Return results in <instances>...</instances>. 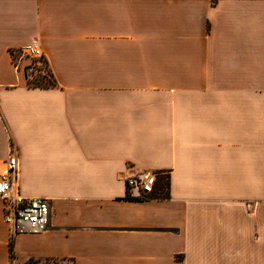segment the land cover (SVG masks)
Instances as JSON below:
<instances>
[{
    "label": "crops",
    "instance_id": "0c3cea01",
    "mask_svg": "<svg viewBox=\"0 0 264 264\" xmlns=\"http://www.w3.org/2000/svg\"><path fill=\"white\" fill-rule=\"evenodd\" d=\"M12 147L52 214L11 258L0 201V264H264V0H0V174Z\"/></svg>",
    "mask_w": 264,
    "mask_h": 264
},
{
    "label": "built area",
    "instance_id": "2783aa9c",
    "mask_svg": "<svg viewBox=\"0 0 264 264\" xmlns=\"http://www.w3.org/2000/svg\"><path fill=\"white\" fill-rule=\"evenodd\" d=\"M21 55L30 60L44 59L42 49L29 45L20 50ZM28 70L32 72L33 67ZM18 152L12 147L6 161V168L0 174V201L3 204V220L8 225L11 239L18 235H38L48 230L52 214L49 200L42 197H24L18 189ZM154 174L128 179V189H136L138 194L151 195L154 192ZM133 191V190H132Z\"/></svg>",
    "mask_w": 264,
    "mask_h": 264
},
{
    "label": "rangeland",
    "instance_id": "374dc122",
    "mask_svg": "<svg viewBox=\"0 0 264 264\" xmlns=\"http://www.w3.org/2000/svg\"><path fill=\"white\" fill-rule=\"evenodd\" d=\"M15 56H16V59H15L16 60V63H18L20 65V67H23V65L26 66L29 63L33 67L32 72L29 71L28 68H26V70H25V72H27L30 75V79L32 81L33 80L34 81H42V78H44L45 81L50 80L49 69L46 66L44 60H41V59H38V60H30L29 58L24 57L23 55H21L20 52L17 53ZM131 178H135V177H131ZM127 187H128V180H127ZM132 190H136V189H132ZM132 190L129 189V191H130L131 194H132V192H131ZM136 196L138 198H144V197L149 196V195H143V194L139 195L137 193ZM36 264H70V262H68V261H64V262H44V261H41V262H38Z\"/></svg>",
    "mask_w": 264,
    "mask_h": 264
},
{
    "label": "trees",
    "instance_id": "16d2710c",
    "mask_svg": "<svg viewBox=\"0 0 264 264\" xmlns=\"http://www.w3.org/2000/svg\"><path fill=\"white\" fill-rule=\"evenodd\" d=\"M47 66V65H46ZM50 73V80L48 81H45L44 78H42V81H32L30 79V75L28 73H26V76L28 78V85L30 87H44V88H49V87H52L55 85V80H54V77L52 75V73L49 71ZM165 179V186L166 188H168L169 186V176L166 175V177L164 178ZM168 195L167 194H164L163 196H160V197H157V198H167ZM127 198H132L129 194L127 195ZM10 250H11V254H10V257L11 258H14V252H13V240L10 242ZM41 261H44V262H64V261H68L70 262V264H74L73 260L71 259H65V258H62V259H30L28 262H26L25 264H36L38 262H41Z\"/></svg>",
    "mask_w": 264,
    "mask_h": 264
}]
</instances>
